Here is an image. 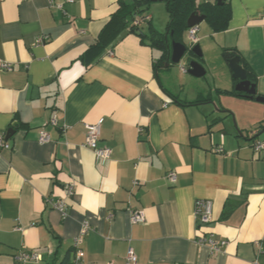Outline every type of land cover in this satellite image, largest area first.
I'll return each instance as SVG.
<instances>
[{
	"label": "crops",
	"instance_id": "crops-1",
	"mask_svg": "<svg viewBox=\"0 0 264 264\" xmlns=\"http://www.w3.org/2000/svg\"><path fill=\"white\" fill-rule=\"evenodd\" d=\"M50 1L0 0V133L15 130L11 148H0V264L59 262L84 221L82 264H124L130 246L137 264H264V149H254L264 135L252 140L264 105L214 98L235 85L224 48L264 95V0H227L225 31L198 25L197 44L206 54L213 40L219 68L210 100L185 105L164 90L185 100L160 76L148 39L124 32L90 50L119 0H55L63 9ZM101 118L100 145L112 149L104 164L85 145ZM43 131L51 141H39ZM50 199L67 202L66 216ZM200 199L213 203L208 223L197 218ZM133 211L145 221L133 223ZM200 236L228 243L212 251ZM21 249L42 259L21 262Z\"/></svg>",
	"mask_w": 264,
	"mask_h": 264
},
{
	"label": "trees",
	"instance_id": "trees-1",
	"mask_svg": "<svg viewBox=\"0 0 264 264\" xmlns=\"http://www.w3.org/2000/svg\"><path fill=\"white\" fill-rule=\"evenodd\" d=\"M166 2L167 11L169 13V21L165 32H160L152 23L150 19L141 21L139 24L135 23V20L139 16H147L149 6L153 2L152 0H119V7L111 16L109 22L101 30L97 43L94 48H103L108 44L115 41L124 32L134 33L138 35L143 43H147L145 39H148V43L155 49L160 51L161 57L158 59V66L164 63L167 59V42L165 34L168 33L169 40H176L179 42H185V32L188 31L187 20L191 13L198 12L201 15H205V20L209 23L214 32L225 31L229 27V23L232 18V8L227 0H222L220 3L208 2L205 0H164ZM145 24V26H143ZM237 55V51L232 48L223 49V57L226 62ZM244 66V65H243ZM247 70L248 66H244ZM249 78L253 81H257L256 75L253 72L250 74L248 70ZM237 80H235V84ZM164 87V86H163ZM164 90L177 102L182 104H197L201 102H208L210 96H205L201 99L194 101L179 100V98L164 87ZM226 95L237 96L250 99L245 93L232 89H225L222 91ZM264 127V124L260 126V129ZM249 139V136H247ZM251 138V137H250ZM256 138H252L254 140ZM74 248L70 249L64 257L57 263L51 264H74L75 257Z\"/></svg>",
	"mask_w": 264,
	"mask_h": 264
},
{
	"label": "built area",
	"instance_id": "built-area-1",
	"mask_svg": "<svg viewBox=\"0 0 264 264\" xmlns=\"http://www.w3.org/2000/svg\"><path fill=\"white\" fill-rule=\"evenodd\" d=\"M66 2H73L74 0H65ZM51 5L58 7L59 9H63V2H56L55 0L50 1ZM150 19L149 15L147 16H139L135 23L139 24L141 21H145ZM198 26L189 27L188 29V40L191 42V44H197L198 43ZM38 41H42V38H40ZM3 67L5 69L11 70L12 65L10 63L3 64ZM181 69L183 71L187 70V67L182 66ZM104 119L101 118L99 121H97L94 124H91L87 127L86 131V137H85V145L92 148L96 154L97 160L101 163H106L111 155H112V149L105 145H100V139H101V129ZM52 124H57V118L56 115H54L51 118ZM51 135L48 132H41L39 136L40 142H49L51 141ZM0 148H6L10 149L11 144L8 142V139L6 137V133H0ZM255 150H262L264 149V143L262 142H256L254 145ZM219 151H222V149H219ZM167 178L174 183L177 180V175L175 171H171L167 174ZM67 189L70 194H73L74 192V184L70 183L67 185ZM50 202L53 204V206L61 212L63 216H66L67 212V202L64 199H50ZM212 210H213V203L210 200L206 199H200L196 203V213L197 218L199 220V223H208L212 219ZM131 220L133 223H142L145 221V216L142 212L139 211H133L131 214ZM90 228V223L88 221H84L81 229V233L75 237L74 239V250H75V257H74V264H82V258H83V249H82V243L84 240L85 234L88 232ZM197 241L200 244H208L212 251H219L222 246L226 245L228 241L226 239L222 240H215L213 238H206L204 236H200ZM17 259L21 262H29V261H39L42 259L41 255L39 253H36L34 251H27L24 249H21L17 254ZM138 263V255L136 254L133 247H129L127 250V254L125 257V263L124 264H137Z\"/></svg>",
	"mask_w": 264,
	"mask_h": 264
},
{
	"label": "rangeland",
	"instance_id": "rangeland-1",
	"mask_svg": "<svg viewBox=\"0 0 264 264\" xmlns=\"http://www.w3.org/2000/svg\"><path fill=\"white\" fill-rule=\"evenodd\" d=\"M148 11L153 14L154 19L152 21L153 25L160 31L165 32L168 21H169V13L167 11L166 2L165 1H155L152 2L149 6ZM205 25H208L205 21ZM145 26V24L143 25ZM185 42L189 46V50L184 55L182 60L179 63L171 64L167 67V62L161 63V71L160 76L165 80V73L168 75V78L170 79V82H165L168 88L175 92L176 94H179L178 96L180 98H183L185 100H189L191 98H194L197 94H201L203 96H207V94L210 92V90L215 89L214 85V72L219 68V54H217L214 46H213V40H210V47L207 50V53L205 54L203 52L202 56H197L190 52V50L196 45L191 44V42L184 38ZM202 51L203 48L201 47ZM158 52V59L161 57L160 51L156 49ZM192 60H197L205 69L206 74L201 77H196L191 75L188 72L189 64ZM182 66L187 67L186 71H183L181 69ZM229 67V66H228ZM230 69V68H229ZM167 70V71H166ZM214 98H218L221 101V97L223 98L224 93L220 92L217 93L214 92ZM231 97V96H230ZM229 99V98H228ZM233 101V99H232ZM226 102V101H225ZM260 103V102H255ZM264 105L263 102H261ZM259 105V104H258ZM236 106V105H232ZM233 122L235 124V120L233 118ZM237 122V121H236ZM264 135V133L262 134ZM264 137V136H263Z\"/></svg>",
	"mask_w": 264,
	"mask_h": 264
},
{
	"label": "water",
	"instance_id": "water-1",
	"mask_svg": "<svg viewBox=\"0 0 264 264\" xmlns=\"http://www.w3.org/2000/svg\"><path fill=\"white\" fill-rule=\"evenodd\" d=\"M164 1V0H152ZM222 0H218L220 3ZM206 16L201 15L198 12H193L187 20L188 27L198 26L205 20ZM169 34H165L167 42V66L175 63H179L184 55L189 50V46L186 42H179L176 40H169ZM191 53L202 56L203 52L199 44H196L191 50ZM229 68L232 71V76L237 83L234 85L235 90L245 93L250 99H255L256 101L264 103V95L258 94L257 84L255 81L249 78L248 70L242 65L241 57L239 55L234 56L229 60ZM188 72L196 77H201L206 74V69L197 61L192 60L189 64ZM236 126V125H235ZM15 132L12 128L8 129L6 132V137L9 139L11 135ZM264 133V127L260 129L253 138H257Z\"/></svg>",
	"mask_w": 264,
	"mask_h": 264
},
{
	"label": "flooded vegetation",
	"instance_id": "flooded-vegetation-1",
	"mask_svg": "<svg viewBox=\"0 0 264 264\" xmlns=\"http://www.w3.org/2000/svg\"><path fill=\"white\" fill-rule=\"evenodd\" d=\"M165 62H167V59L165 60Z\"/></svg>",
	"mask_w": 264,
	"mask_h": 264
}]
</instances>
